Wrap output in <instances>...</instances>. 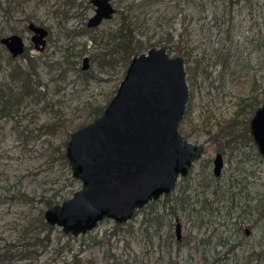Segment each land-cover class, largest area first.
Returning <instances> with one entry per match:
<instances>
[{
    "label": "rangeland",
    "instance_id": "374dc122",
    "mask_svg": "<svg viewBox=\"0 0 264 264\" xmlns=\"http://www.w3.org/2000/svg\"><path fill=\"white\" fill-rule=\"evenodd\" d=\"M89 1L72 0L70 5L65 4L69 9L66 20L53 12L62 0H0V38L11 33L24 37L27 56L39 61V77L34 79L39 80L42 93L38 100L28 98L19 104L14 118H0V254L10 244L34 240L28 238L35 235L32 227L41 217L46 222L43 197L62 187L64 195L56 202L61 203L80 188L81 183L71 176L69 166L57 159L54 147L65 150L67 134L92 121L89 112L93 106H107L125 74L127 67L124 69L120 63L111 67L105 60L101 66L99 58L91 60L93 54L110 50V32L120 19L115 12L110 19L86 30V20L93 13V7L87 5ZM246 3L155 0L148 8L140 19L138 38L151 43L158 39L162 43L177 41L185 51L192 52V63H186L187 67L196 59L200 61L194 85L186 79L187 103L191 100L194 123L204 124L207 120L214 132L207 134L201 128L192 131L186 126L190 132L186 139L202 144L204 151L189 173L178 179L170 201L161 196L137 209L125 223L104 218L92 230L78 235L64 233L60 226L46 222L49 226L39 230L46 240L37 248L31 264H73L75 258L82 263L92 259L94 264H111L106 253L114 254L118 264H211L213 257L223 255L240 239L256 243L264 234V219L256 228L250 227L248 219L257 214L256 205H264V156L255 144L248 141L245 146L238 140L237 146L235 142L224 155L221 175L215 177L212 172L216 151L225 143L224 127L221 129L216 123L226 126L236 117L238 102L248 96L254 77L259 84L258 99L264 102V45L262 50H253L250 45L251 39L264 38V26L261 30L258 26L264 18V0H250L256 6L252 10ZM127 4L114 0L116 10L125 12ZM29 21L50 27L42 52L35 50L30 41L31 32L26 27ZM238 52L248 59L250 71L240 67ZM170 55L177 56L174 52ZM7 56L6 48L0 44L2 90L6 89L9 66L15 62L28 66V57L9 61ZM84 56L89 57L87 70L81 69ZM66 58L71 63L67 64ZM54 62L59 63L53 65ZM186 66L184 63L185 71ZM57 118L65 120L63 126L53 132L43 130L42 125L57 122ZM22 131L34 137L26 141L20 136ZM145 216L151 220L149 224L143 220ZM158 222L162 225L156 231ZM176 222L181 224L178 246L168 235L169 230L176 240ZM28 225L29 231L25 228ZM30 262L16 255L6 262L0 260V264Z\"/></svg>",
    "mask_w": 264,
    "mask_h": 264
},
{
    "label": "water",
    "instance_id": "95a60500",
    "mask_svg": "<svg viewBox=\"0 0 264 264\" xmlns=\"http://www.w3.org/2000/svg\"><path fill=\"white\" fill-rule=\"evenodd\" d=\"M111 1L90 0L95 13L88 18L89 27L114 15ZM28 28L34 33L32 40L43 45L45 29L33 23ZM0 42L13 56L25 50L18 34ZM88 59L83 58L82 69L88 68ZM187 99L181 56L170 55L164 47L132 56L103 112L70 134L65 157L71 176L81 186L71 197L45 209V221L60 226L64 233L83 234L104 218L125 223L137 209L169 194L204 151L203 145L189 142L178 130ZM249 130L264 156V102L250 118ZM212 164L213 174L219 176L224 165L220 152ZM175 232L179 240L178 222Z\"/></svg>",
    "mask_w": 264,
    "mask_h": 264
},
{
    "label": "trees",
    "instance_id": "16d2710c",
    "mask_svg": "<svg viewBox=\"0 0 264 264\" xmlns=\"http://www.w3.org/2000/svg\"><path fill=\"white\" fill-rule=\"evenodd\" d=\"M125 3H128L125 6L126 11L122 9L116 10L117 14L119 15V24L118 26L110 32L111 35V48L109 51H103L99 54H93L91 56V60L94 61L97 58H99V64L102 66L104 61L106 60L109 66L113 67V64L116 65L118 63L122 64L123 68L125 69L131 60L132 56L137 55L139 53L147 51L151 47L159 46L161 42L160 39H158L155 43H151L150 40L142 41L137 36V31L140 29L141 21L140 19L144 15L146 16L148 12V8L152 4L155 3V0H123ZM177 3L180 0H176ZM249 5L250 10L254 9L256 6H253L252 3H250V0H246ZM72 0H62V4H58L53 12L59 16V19H66L69 9H67V6L65 4H71ZM88 4V3H87ZM257 5V4H256ZM264 24V18L261 20V26H259V29L261 30L262 26ZM250 45L253 50H262V47L264 45V38H257L256 40L251 39ZM164 47L167 52L170 54L171 52H174V55L181 56L184 60L185 66L186 63H192L190 56L192 52H187L185 49H183L180 44L176 41H167L165 43H162L161 46ZM26 51V50H25ZM22 57H28L26 53L22 55ZM237 60L241 62V68L245 69L247 72L250 71V64L248 62V59L242 56L241 52H238L237 54ZM194 64L191 66H186V71L188 74V77L186 76V79L189 81L190 85H194V82L198 76V66L200 65V61L198 59L195 60ZM225 62V61H224ZM59 62H54L53 65H57ZM66 63L69 64L71 61H67ZM38 66L39 61L37 58H30L28 57V66L23 67L21 64H12L9 66V72H8V82L9 83V90L8 93L5 94L3 91L0 90V107L4 110L1 111L0 116L8 117V113H10L9 117H13L14 114L12 111L18 107L19 104L23 103L24 100L30 98L35 100L40 99L39 97L42 95L40 93L39 88V80L35 81V77H39L38 75ZM196 66V70H195ZM102 68V67H101ZM64 67L59 72V75L63 77L62 72L64 71ZM79 72L81 69H78ZM192 71V72H191ZM201 72V70H199ZM87 74V71L84 72ZM125 73V70L123 71V74ZM258 89L259 84L256 81V77H254V82L251 91L248 93V96L243 98L240 102H238L237 109L235 110L236 117H233L230 119V122L224 126L221 123H216L217 127H220L221 129L224 127L223 130V137L225 138V143L217 149L223 156L227 154L228 149L235 143V146H237V141L241 140L245 146L248 141L254 145V142L252 140V137L250 135L249 130V121L252 115L254 114L255 110L260 106L261 101L258 99ZM5 92V91H4ZM110 101V99L108 100ZM186 106L183 118L179 125V132L183 135L185 138L190 135V132L186 130V126H190L192 131H195L196 129H204L207 134H211L214 131H212L211 125H209L208 121L203 123H194V118L191 117V108L189 105ZM108 103V102H107ZM106 105H96L93 106L90 110V115L92 116V120L95 119L97 116H99ZM57 122L47 123L45 125H42L43 130L46 131H54L57 126H63L64 125V119L63 118H57ZM84 124L80 125L83 126ZM41 127L39 129H41ZM220 129V130H221ZM219 130V131H220ZM40 134V132H39ZM71 133L67 134V140L69 139ZM31 135V134H30ZM27 134L20 133V136H24L25 140L28 141L31 139V137ZM67 141L64 143L66 144ZM63 143V144H64ZM65 146V145H64ZM255 146V145H254ZM239 148V147H238ZM236 148V149H238ZM257 149V148H256ZM55 155L57 156V159L60 161V163L65 167L67 166V161L65 157V150L61 149L58 146L54 147ZM255 155H258V153L255 151ZM205 167V166H204ZM71 182H74L72 180ZM219 190V189H218ZM217 191L216 189L214 190ZM62 187L57 189L55 193H53L49 197H43V202L45 203V206L47 208L53 206L57 202V198L63 196L62 193ZM221 192V190H219ZM231 197V196H230ZM67 199V198H66ZM164 199L166 201L171 200V193L166 194L164 196ZM65 200V199H64ZM233 203H231L232 205ZM170 210L173 212L172 206H170ZM254 210L256 211V215L254 219L248 218L251 220V228H256L259 226V222H261L264 219V205L261 203L256 205L254 207ZM245 210H243L244 212ZM138 213V212H136ZM143 220H146V223L149 224L151 220L147 216L143 218ZM48 225L46 222L44 223L42 220V217L38 220V224L35 227H32L36 229L35 235L28 238H34L31 242H23V240L19 241L21 242L20 245L17 244H10L4 249L3 254H0V260L1 261H8L11 260L15 255L19 257H25L28 258L31 263L36 258L37 248L41 246L42 242L46 239H43L39 235V230L41 227ZM132 227L131 222L128 224ZM162 222H158V227L156 231H159L161 228ZM29 226H26L25 228L27 231L31 230L29 229ZM49 226V225H48ZM118 227V225H115ZM51 228V226L49 227ZM238 231H240V227L238 228ZM245 232V231H244ZM168 235L171 237V241L174 242L177 246L179 245V241L175 238H173V235L168 230ZM264 234H260L259 238L256 243H248L247 241H244L243 239H240L238 242L234 243L224 251L223 255H218L213 257V260L211 264H264ZM170 241V239H169ZM47 247V246H46ZM43 247V248H46ZM108 258L111 260V264H118L117 258L114 254H107ZM81 260L79 258H75L73 260V264H94L92 259L86 260L84 263L80 262ZM202 264H205L204 262Z\"/></svg>",
    "mask_w": 264,
    "mask_h": 264
},
{
    "label": "flooded vegetation",
    "instance_id": "af4514ba",
    "mask_svg": "<svg viewBox=\"0 0 264 264\" xmlns=\"http://www.w3.org/2000/svg\"><path fill=\"white\" fill-rule=\"evenodd\" d=\"M111 3H112V5H114V0H112L111 1ZM87 5H91L92 7H93V13L91 14V15H93L95 12H94V9H95V6L89 1V3L87 4ZM115 7V6H114ZM115 12H116V10H115ZM68 15H69V12H68ZM68 15H67V18H68ZM90 15V16H91ZM89 16V17H90ZM88 17V18H89ZM88 18H87V20H86V24H85V27H86V30H88V31H90V30H92V28H94V27H96V26H98V25H96V26H92V27H89L88 25H87V21H88ZM29 20H30V18H29ZM67 20V19H66ZM105 20H108V19H104L102 22H104ZM101 22V23H102ZM28 23H33L34 25H36V26H40V27H43L44 29H45V31H46V34L44 35V37H43V39H44V42H43V45H41L40 44V41L39 40H37V39H33L32 40V35L34 34L33 33V31H31L29 28H28ZM27 23V25H26V27H27V29L31 32V35H30V41L32 42V44H33V48L35 49V50H37V51H39V52H42L44 49H45V46H46V43H47V37L49 36V29H50V27L49 26H45V25H43L42 23H35L34 21H29ZM100 23V24H101ZM99 24V25H100ZM11 34H18V33H11ZM10 35V34H9ZM9 35H6V36H2L1 38H3V37H7V36H9ZM18 35H20V34H18ZM20 36H22V35H20ZM23 37V36H22ZM1 38H0V40H1ZM23 39H24V37H23ZM25 43V42H24ZM35 43H38V47H39V49H37L36 48V44ZM0 44H2L5 48H6V50H7V52H8V56H7V58H8V60L9 61H14L16 58H18L19 56H22L24 53H26V45H25V50H24V52L22 53V54H20V55H17V56H13L10 52H9V50H8V48L3 44V43H1L0 42ZM85 57V56H84ZM83 57V58H84ZM88 57V56H87ZM83 58H82V60H83ZM89 58V57H88ZM15 63H17V62H15ZM88 63H89V59H88ZM19 64V63H18ZM81 66H82V64H81ZM82 69V68H81ZM88 69V68H87ZM87 69H83V70H87ZM5 86H6V89H3L2 90V87L0 88V90L1 91H3V93H5V94H7L8 93V90H9V83L7 84V83H5ZM5 91V92H4ZM19 106V105H18ZM18 108V107H17ZM17 108L16 109H14L13 111H12V113L14 114V116H15V114L17 113ZM1 111H3L4 112V110L0 107V113H1ZM9 115H10V113H8V117L6 118L5 116H1L0 118H3V119H7V120H9L10 118H14V116L13 117H9ZM179 130V129H178ZM190 142V141H189ZM196 144V143H195ZM199 144V143H198ZM202 145V144H201ZM217 152H219V151H216V153ZM223 156V155H222ZM223 161H224V156H223ZM212 162H213V160H212ZM224 166V165H223ZM213 172V171H212ZM222 172V171H221ZM214 175V174H213ZM220 175H221V173H220ZM219 175V176H220ZM215 176V175H214ZM219 176H215V177H219ZM177 223V222H176ZM178 223H180V222H178ZM181 225V224H180ZM180 228H181V226H180ZM175 230H176V224H175ZM180 231H181V229H180ZM244 231L246 232V229H244ZM247 233V232H246ZM175 237H176V232H175Z\"/></svg>",
    "mask_w": 264,
    "mask_h": 264
},
{
    "label": "bare ground",
    "instance_id": "6f19581e",
    "mask_svg": "<svg viewBox=\"0 0 264 264\" xmlns=\"http://www.w3.org/2000/svg\"><path fill=\"white\" fill-rule=\"evenodd\" d=\"M29 24V23H28Z\"/></svg>",
    "mask_w": 264,
    "mask_h": 264
}]
</instances>
